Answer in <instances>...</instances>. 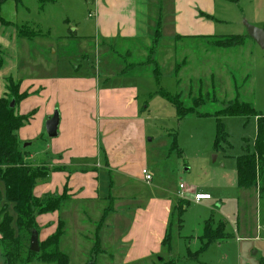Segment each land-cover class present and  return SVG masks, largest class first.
<instances>
[{"label": "rangeland", "instance_id": "1", "mask_svg": "<svg viewBox=\"0 0 264 264\" xmlns=\"http://www.w3.org/2000/svg\"><path fill=\"white\" fill-rule=\"evenodd\" d=\"M53 1L47 2L43 6L44 10L39 0H24L21 5L8 1L4 6L7 4L14 9L6 10L5 16L14 18L18 26L25 24L15 27L22 30L24 36L39 33L41 35L39 38L42 39L43 36L48 38L37 40L41 42L34 40L28 42L30 51L34 53V56L35 54L39 56L38 64L42 65L37 71L38 75L55 77L54 80L74 78L78 75L81 78L85 76L87 79L90 78L89 81L72 87V89L76 88L79 95L76 101L66 104V108L79 110L81 105L82 112L86 115V125L93 127L97 136L98 125L100 127L106 119L104 115L101 117L98 115V102L93 93L97 95L100 90L139 86V96L136 95L134 101L138 103L140 109L130 121L136 128L135 134L137 137H142L148 150L149 160L145 170L152 176V180L146 181L142 174L143 170L141 171L138 164H118L119 170L123 172L127 171V166H133V180L131 179L133 186L123 194L122 190H115L116 185L112 192L111 188L108 189L106 195L114 197V200L106 204L108 207L115 208L113 216L111 215L107 221L108 225H112V230L103 224L108 213L112 212L109 208L103 218L97 220L98 223L93 216L87 217L85 223H80L77 214H67L69 218L72 216L73 223L67 226L60 225L63 222L58 220L56 213L42 214L44 216H41L43 218L40 221L36 217L33 231V233L37 232L39 237V253L30 251L33 234H30L27 224L23 230L17 227L14 204H9L5 200V186L0 183V224L7 216L12 217L14 221L13 233L8 231L4 236L0 233V264H264V199H260L258 187L241 189L238 187L237 180L238 159L246 153L247 149L253 151L255 147L257 119L255 117L219 118L226 132L224 139L218 136L219 120L211 117L213 113L235 101L240 104L244 102L253 104L258 114L264 116V49L251 37H247L246 27L251 25L264 30V0L231 2L217 0L219 22L214 27V35L210 36L244 37L245 41L239 47L214 48L211 43L217 38L188 44L187 48L192 47L189 52L177 50L171 46L169 55L175 58L177 56V62H184L186 57H189L192 62L190 67L182 68L180 88L171 71L172 66L169 63L165 64L163 57L160 56L165 44L172 42L169 33H164L165 44L153 54V60L159 64V67L156 62H152L150 66L152 72H158L160 68L159 83L156 79L149 77L124 78L120 75L135 74L124 73L129 64L118 51L109 45L101 47L99 52L95 50L96 28L93 1ZM15 4L18 5L16 9ZM67 18H70V27L63 23ZM6 23L13 26V23L9 21ZM26 23L34 24V27L40 31ZM8 29L11 31L12 28ZM69 29L72 32L78 29L77 38L67 40L64 45L59 44L60 37L68 36ZM81 51L86 52L88 56L86 63L83 62ZM145 58L132 57L130 63L135 65L145 61ZM132 70L138 71V68ZM111 74L120 77L111 76ZM104 76H111V78L106 79ZM15 81L20 83L19 80ZM97 81L98 86L95 84ZM21 86L22 83L19 96L27 94V97L18 102L13 100L15 106L11 109H14L18 116L34 114L30 117L29 123L16 133L20 148L28 152L27 168L30 171L39 169L49 173L59 171L61 169L59 166L53 169L48 165L52 162L48 146L55 143L57 137L50 138L47 134L46 123L50 117H46L45 112L50 110L51 105L53 108L54 103L58 102L55 111L60 116L62 99L59 98L57 101L56 89L51 90L50 86L43 82L34 83L33 88L28 92H22ZM160 89L172 95H176L181 89V101L186 108L198 106L196 109L201 116L210 115V117L190 114L184 119H178L176 109L158 92L156 93ZM119 102L125 103L122 98ZM22 108L29 112L21 114ZM125 135L121 139H124ZM33 136L35 138H32ZM218 138L220 144L216 148ZM33 156L37 158L34 159ZM120 177L117 178L114 174L112 181L117 182ZM143 180L149 184L153 183V187H159L158 191H165L166 196L171 194L175 204L178 205L181 201L179 209H176V205L174 211L168 212L166 236L168 232L171 235L165 236L164 239L167 238L165 246L160 240L153 239L156 241L154 242L148 239V235H145L144 241H141V243L144 242L142 251L151 249L152 254L149 258H140L142 251L138 249L136 251H140L139 253L129 255L127 253L130 249L129 242L122 241L135 220L136 208L139 206L136 203L143 200L133 201L129 199L130 196L136 193L138 197H145L149 191V187L143 183ZM181 185L186 188L181 190ZM178 189H180L181 197L173 195ZM196 194H208L211 199L197 203L194 200ZM117 196L124 198L125 202L117 200ZM46 199L48 197L40 200L44 202ZM182 209L183 213H181ZM83 210L85 208L81 207L79 212H84ZM153 218L161 221L157 218H162V214L157 212ZM210 219L216 222V224L213 223L212 228L219 223H225L224 227L229 238L215 242L206 252L197 254L205 245L204 234L206 227L210 226L207 223ZM155 226H158L157 222ZM59 227L62 233V244H59L58 252L65 254L67 258L56 254L53 251L54 247L47 252L41 251L42 244L54 236ZM100 238L106 247L105 252L101 251Z\"/></svg>", "mask_w": 264, "mask_h": 264}, {"label": "crops", "instance_id": "2", "mask_svg": "<svg viewBox=\"0 0 264 264\" xmlns=\"http://www.w3.org/2000/svg\"><path fill=\"white\" fill-rule=\"evenodd\" d=\"M50 1L51 0H48L47 2L51 3ZM92 1L95 9V50L99 52L100 49L109 45L114 50L118 51L129 65H134L130 63L132 57H146V60L144 59L145 61L137 63L142 64L148 61L152 48H155V53L165 44L166 37H164V33L167 32L171 35L172 42L170 44H165V48H162L160 56L163 57L165 64L169 63L170 66H172L171 71L178 88H180L181 85L180 76L182 68L190 67L192 62L189 57H186L182 63L177 62V56L175 58L169 55L171 46L177 50L189 52L192 47H190V49L189 47L187 48L188 44L203 42L205 40L210 41L212 38L217 37H225L210 36L214 35V27L216 23L219 22V20H217V0ZM224 1L231 2L234 0ZM23 2L24 0L18 5L23 4ZM39 2L42 3L41 8L44 10L45 7L43 6L47 2L43 3V0H39ZM53 2H55V0ZM18 5L15 4V9ZM10 8L14 9V7H9V5L6 4L3 7L1 15L5 22L9 21L13 23V26L4 25L0 22V100L8 91L7 81L13 78L22 83V92H28L33 88L36 82H43L49 85L51 90L55 88L57 92V101H59L60 98L63 102H61L62 110L59 109L60 124L57 140L54 141L55 143H52V145L48 146V151L52 159V162L48 165L53 167V169L58 168L57 166L61 169L59 168V171L49 173L46 179L38 181L34 189V195L39 199H45L46 197L65 194L67 200L63 202L60 210L54 213L58 215V220L63 222L66 226L72 223V216L69 218L67 214H77L80 223H85L87 217L93 216L96 223H98L99 219L103 218L104 213L106 214L107 209H112V212L108 213L103 223L111 229L112 225H108L107 221L111 215L113 216L115 208L106 205L109 204V201L114 200L112 195H106L108 189L111 188L110 191L112 192L116 185L115 190L117 191L120 189L119 191L122 190L123 194L133 186V166H127L128 169L126 173L125 171L123 172V170H119L118 164H138L142 171L145 170V168L147 169L149 160L146 145L142 137H137L135 134L136 128L133 127L134 125L130 121L133 119V115L137 114L140 109L138 103L134 101L135 96H139V86L133 85L135 88L126 86L120 89L100 90L97 92V95L93 93L98 102V115L100 117L104 115V119H106V121L100 124V127L98 125L97 136L94 128L86 125V115L82 112L81 105H79V110L66 108V104L76 101L77 95H79L76 88L72 89V87H75L76 84L80 85L82 82L89 81L90 78L87 79L86 76L85 78H81L78 75L74 78L67 77L54 80L55 77L51 78L41 76L40 74L38 75L37 71L42 65L40 66L38 64L40 61L39 56L37 54L34 56V53L30 51L28 45V42L33 40L19 39L17 37V28L15 27L18 25L15 24L14 18H6L5 16L6 10ZM63 23L70 27V18L64 20ZM24 25L25 24L21 26ZM26 25L30 24L26 23ZM30 26L40 31L34 27V24ZM9 27L12 28L11 31L8 29ZM158 31H160L161 36L156 40V33ZM69 32L68 36L60 37L61 41H59V44L64 45L67 40L71 41L77 38L76 34L78 29L73 32L69 29ZM46 39L48 38L43 36L42 39L36 38L34 41ZM185 43H187L186 47H184ZM82 49H84V47H82ZM58 50L60 51V49ZM146 51H148V53ZM80 53L84 58L83 62L86 63V59L88 58L86 52L81 51ZM157 65L159 67L158 63ZM111 76H121L124 78L136 77L137 79L145 77L153 78L151 76H136L129 74L120 76L111 74ZM111 76L104 77L109 79ZM95 84L98 86L99 82L97 81ZM25 89H27V91ZM158 91H156V93ZM179 91L180 92L176 95H181L182 90L179 89ZM121 98L125 101L124 104L119 102ZM129 99H131V101H129ZM132 101H134L133 104H131ZM49 104L51 105V103ZM58 104V102H55L53 108L52 105H48V107L50 106V110L48 109L45 112L46 117H52L54 112H56L55 109L58 107ZM28 112L29 111H24L23 108L20 110L21 114H27ZM114 114L122 115L115 116ZM123 135H125V138L121 139ZM32 138H35V136ZM33 158L36 159L37 156H33ZM94 160H96V162ZM77 168L82 170H78ZM114 174L117 175V178L121 176L117 182L112 181V175ZM140 179H142V177ZM143 183L149 187L147 195L145 197H138L136 193H132V196L129 198L133 201L143 199L141 202L136 203V205L139 206L136 208L135 220L131 223L128 234L122 239L124 243L129 242L130 249L127 250L129 255L135 252L139 253L140 251L138 250L142 251L144 242L141 243V241H144L145 235H148V239L152 241L160 240L161 244L163 243L167 232L168 212L174 211L177 205L171 194L166 196V192L158 191L160 188L153 187V183L149 184L146 181ZM130 190L132 191V189ZM173 195L181 197L180 189ZM116 199L125 202V199L122 197L117 196ZM81 207L85 208V210H83L84 212H79ZM157 212L162 214V218H157L161 219V221H156L153 218ZM41 216L44 215L38 216V221L43 218ZM148 222L149 225H147ZM155 222L158 223V226H155ZM100 242L101 251L105 252L106 247H104L101 238ZM60 244H62V239ZM136 249L138 250L136 251ZM150 251L151 249L147 248L140 253L139 257L149 258L152 254Z\"/></svg>", "mask_w": 264, "mask_h": 264}, {"label": "trees", "instance_id": "3", "mask_svg": "<svg viewBox=\"0 0 264 264\" xmlns=\"http://www.w3.org/2000/svg\"><path fill=\"white\" fill-rule=\"evenodd\" d=\"M8 1H14L16 4L22 2V0H0V22L4 25H7V23L3 20L1 11L4 4ZM47 1L48 0H43V3H46ZM16 30L19 39L34 40L41 37L39 33H36V35L30 33V36H24L21 32L22 30L18 28ZM160 36L161 33L158 31L156 33V40L160 38ZM244 41V37L228 36L217 37V39H214V42L211 44L214 48L231 49L243 45ZM154 49L155 48H152L150 50V57L146 63L141 65H129L125 68L124 73L138 74V76H151L159 83L161 76L159 69L158 72H152L150 70V66L152 65V62H154ZM135 68H138V71L132 70ZM7 84L8 91L0 100V183H3L5 186V200L9 204H14V211L17 216V227L19 230H23L27 224V228L30 229L29 231L32 235L35 230L36 217L60 210L62 203L67 200V196L64 194L60 197L57 195L48 197L44 202L35 197L34 189L38 181L48 177L49 171L42 172L39 169L30 171L27 168L28 152L27 150H22L20 148L16 133L29 123L30 117L34 114L32 113L29 116L16 115L15 110L10 107L11 102L13 100L18 102L24 97H27V94L19 96L21 82L16 83V81L11 78L7 81ZM158 94L165 98L176 109L178 119L180 120L190 114H196L199 117H210V115L201 116L196 109L198 106L186 108L181 101L182 96L180 94L172 95L163 89H160ZM212 116L219 120L218 136L219 138L221 136L224 139L226 137V132L219 118L255 117L257 119V138L255 147L253 151L247 149L246 153L238 159L237 180L238 187L241 189H251L255 186L258 187L259 197L260 199H264V116L258 114L253 104L248 102L240 104L237 101L232 102L226 108L213 113L211 117ZM219 138L216 140V148L220 144ZM179 204L176 209L180 208ZM184 206L185 205H183V207ZM181 213H183V209ZM13 222L12 217H5L4 221L0 224V233L3 236L8 231H12L11 233H13ZM207 223L210 224V226L207 224L208 226L205 229V245L202 246L197 254L206 252L215 242L229 238V235L226 233V228L224 227L225 223H219V225L214 228L211 227L213 226V223L216 224L213 219H210ZM60 225L62 226L63 223H60ZM168 235L171 234L168 232L167 236ZM61 236L62 233L60 228L54 236L50 237L46 243L42 244L41 251L47 252L51 247H54L53 251L56 252V254H59L60 257L67 258L65 254L58 252ZM166 239H164L162 243L163 245L165 244Z\"/></svg>", "mask_w": 264, "mask_h": 264}, {"label": "water", "instance_id": "4", "mask_svg": "<svg viewBox=\"0 0 264 264\" xmlns=\"http://www.w3.org/2000/svg\"><path fill=\"white\" fill-rule=\"evenodd\" d=\"M248 36L251 37L262 49H264V30L256 28L251 25H247ZM15 102L11 103V108H14ZM60 124V116L58 112H55L53 117H50L46 123V131L50 138H56L58 136V128ZM26 148V147H25ZM30 251L39 253V237L37 232H34L31 238Z\"/></svg>", "mask_w": 264, "mask_h": 264}, {"label": "built area", "instance_id": "5", "mask_svg": "<svg viewBox=\"0 0 264 264\" xmlns=\"http://www.w3.org/2000/svg\"><path fill=\"white\" fill-rule=\"evenodd\" d=\"M92 16V15H91ZM90 16V17H91ZM142 174L144 176V178L146 179V181H151L152 180V176L149 174V172L147 170H143L142 171ZM186 187L184 185H181L180 186V189L181 190H184ZM211 199V196L208 195V194H196L195 197H194V200L197 202V203H200L202 201H205V200H210Z\"/></svg>", "mask_w": 264, "mask_h": 264}]
</instances>
